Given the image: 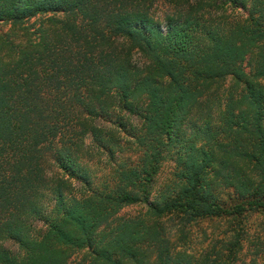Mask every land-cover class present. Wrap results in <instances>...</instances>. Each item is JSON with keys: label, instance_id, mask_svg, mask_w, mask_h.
<instances>
[{"label": "trees", "instance_id": "obj_1", "mask_svg": "<svg viewBox=\"0 0 264 264\" xmlns=\"http://www.w3.org/2000/svg\"><path fill=\"white\" fill-rule=\"evenodd\" d=\"M1 23L0 264H264V0H0ZM203 219L227 229L194 256Z\"/></svg>", "mask_w": 264, "mask_h": 264}, {"label": "rangeland", "instance_id": "obj_2", "mask_svg": "<svg viewBox=\"0 0 264 264\" xmlns=\"http://www.w3.org/2000/svg\"><path fill=\"white\" fill-rule=\"evenodd\" d=\"M160 9L164 8L165 4H159L158 5ZM226 13H230L232 15L240 14L241 12L238 10H229ZM34 19L31 18L29 22L33 21ZM35 22V21H34ZM8 24L1 23L0 24V32H4L8 29ZM133 61L137 65H142V58L136 53L133 55ZM232 83V80L227 78L223 83V88H227ZM84 142H88V138L84 139ZM50 162V163H49ZM51 161L47 162L48 168H47V176H51L53 172L57 171L55 166L51 164ZM173 168V162L172 160H166L163 162L159 168L158 173L155 176V181L153 183L152 189H151V197H154L157 193V190L161 187V185L164 183L166 179H168L171 175V171ZM143 211V207L141 205H129L125 206L120 209V211L117 213L118 216H128L131 214H134L136 212ZM261 220L259 215H252L248 218V225L250 224L249 234H255L257 233L259 236H261L264 239V230L259 228L257 226V223ZM189 232L187 234L186 238V244L184 246L185 250L192 253L194 256H197L201 251L206 249L207 247H210V245L213 243L212 240L214 238L220 237V235H223V232H226L227 229V223L224 219H203L198 221L197 223L191 225L188 227ZM215 240V239H214ZM248 242L244 241V244L242 246L243 250H246ZM82 255V252L78 251L75 252L71 258L70 262H76L80 259Z\"/></svg>", "mask_w": 264, "mask_h": 264}]
</instances>
